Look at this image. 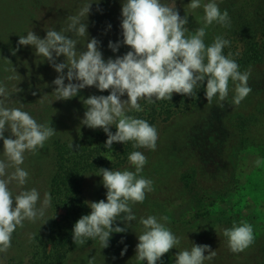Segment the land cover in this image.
<instances>
[{"label":"rangeland","instance_id":"374dc122","mask_svg":"<svg viewBox=\"0 0 264 264\" xmlns=\"http://www.w3.org/2000/svg\"><path fill=\"white\" fill-rule=\"evenodd\" d=\"M42 1L41 5L33 6V0H0V86H4L11 93L10 100L5 101V106L19 107L28 112L38 123L56 129L55 134L45 141L42 149L38 148L35 153H24L25 159L21 167L29 173L25 185L18 186L15 182L9 185L13 197L20 191L35 188L39 193L37 209L43 206L45 193L51 195V203L42 218L35 222L25 219L23 227L17 226L11 237V247L7 252H0V264H62L65 262L75 247L82 246L73 242L72 229L75 222L85 213L80 209L77 213L70 214L69 211L72 208L70 204L72 205V203L69 197H66V193L70 194V192L65 191L62 185V190L58 189V193H54L53 181L66 180L70 188V181L75 180V184L73 183L74 186L77 185L75 192L79 191L87 204L98 202L101 199L106 202L107 190L103 187L102 176L98 175L101 174L100 168H107L111 171H133L135 167L128 161L129 154L133 151H140L146 156L150 150L143 147L133 148L134 142L132 141L125 144L113 142L112 149H107L104 147L107 134L103 129L93 130L81 124L87 107L83 100L90 95H108L107 90L100 92L94 86L85 87L80 90L77 96L69 100H55L56 96L53 90L56 86L52 81L58 73L48 61L42 56L35 55L33 46H19L16 54H12V50L18 47L17 42L21 35H27L29 31H33L40 38H44L48 30L59 31L67 26L68 17L76 15L87 2V0ZM207 2L209 0H201L200 8L190 10L187 7L190 0H161V3L167 4L169 7L175 6L181 17L187 12L186 37L194 35L198 28L204 26L203 4ZM223 2L224 0H216L221 12L228 11L230 26L225 27L213 22L205 29L206 35L203 40L206 46H210L217 36L230 41V44L223 49V54L236 61L237 53L241 49L240 39L243 33L240 31L243 26L239 24V18L236 19L237 16L234 15V12L227 9ZM122 3L123 0H99L100 10L98 11L97 4L93 3L88 16L89 39L95 37L100 41L99 50L105 60L109 57L115 59L116 56H122L130 50L128 46L121 44L118 51L114 53L108 47L110 40L115 43L123 39L120 27ZM244 16L245 20L257 17L254 12L250 11ZM109 24L111 28L108 27ZM245 26L247 30V22ZM77 48L83 50L80 45H77ZM229 54L231 55L229 56ZM63 60V56L57 58V62H63ZM13 68L16 69L15 72L12 71ZM64 71L66 74L67 69ZM245 71H250L247 82L250 87L258 77L259 71L247 68L241 73ZM9 76L16 78L9 80ZM65 83H68L67 79H65ZM205 87L206 80L204 84L196 86L192 97L173 93L171 100H155L153 98L155 102L148 103L146 99H141L138 102L144 111L126 112L127 115L146 120L157 130V141L160 139L159 145L156 144V149L150 153V159H147L142 171L152 182L157 183L158 180L166 181L167 179L169 182L173 181V177L168 178L169 174L166 177L163 175L162 179L158 178L159 170H162L164 165L169 166L175 154L189 163L193 162L192 160L204 163L202 170L209 171L214 167L212 160L214 156L211 154L213 150L201 152L194 149L197 133L201 135L203 141L205 139L204 135L198 132L197 127L202 125L207 114H210L211 123L209 125L223 123L227 130L232 125L236 126V116L228 115L227 120H230L227 123H224V119L214 118L216 115L219 117L222 108H224V112L227 110L230 112L236 106H232L235 91L234 87L229 91V96L221 107L218 97H214L210 104L207 102ZM16 88L22 89V91L15 92ZM34 92L35 95H33ZM250 96L249 93L241 101L244 103L238 106L244 108L243 106L249 102ZM121 99L126 100L127 95L125 94ZM125 107L127 108V105ZM110 131L115 133L114 125L110 126ZM9 135V132H5V137ZM190 136L194 138L193 146ZM71 143H73V148L69 147ZM234 150L236 154L234 159H237L241 164L240 171L237 173L238 185L221 195L194 191L192 198H188L184 204H179L180 206L176 209H171L167 217L170 220L183 218L185 220L192 216H209L215 221H219L215 225L223 230L225 224H228L227 227L229 225L232 227L234 222L237 226L242 222H247L253 227L254 239L264 242V166L257 167L254 163L257 158L264 159V143L256 144L244 141L242 145H236ZM0 159H4L2 139H0ZM79 166L82 171L76 180L73 169L79 168ZM9 171L12 170L9 169ZM153 173L155 176L152 175ZM96 179L99 181L93 188V182ZM157 192L159 193L158 190ZM149 204L152 208L155 207L152 203ZM90 211L89 207L87 214ZM45 221L47 222L44 223ZM122 224L125 223L117 220L114 226H122ZM142 232L143 226L138 221L136 226L128 228L124 233L133 239V244L137 245L138 235ZM87 241L92 243L91 239H87ZM86 242L83 245H86ZM110 242L114 243L113 240ZM256 248V246H249L245 250L251 251L252 254L256 252ZM66 251L67 255L64 254ZM256 255L258 254L256 253ZM127 259L129 258L127 257ZM138 262L147 263V261ZM157 264L174 263L170 254L166 253L162 257V262L157 261Z\"/></svg>","mask_w":264,"mask_h":264},{"label":"clouds","instance_id":"9594fccd","mask_svg":"<svg viewBox=\"0 0 264 264\" xmlns=\"http://www.w3.org/2000/svg\"><path fill=\"white\" fill-rule=\"evenodd\" d=\"M93 3L97 4L99 11V0H87L76 15L68 17L66 27L59 31L48 30L44 38L33 31L21 35L12 54H16L19 46H33L35 55L48 61L58 73L52 81L56 86L53 90L55 100H69L85 87L94 86L100 92H109L108 95H90L84 99L87 107L81 120V124L90 129H103L107 134L105 148L112 149L113 142L125 144L132 141L133 148L156 149L158 133L155 127L144 119L126 114L144 111L138 102L141 99H146L148 103H154L153 98L171 100L173 93L192 97L196 86L204 84L205 80V96L209 104L214 97H218L220 106H223L229 96L230 80L234 84V105L238 106L251 92L247 83L250 71L241 73L238 63L223 54L230 41L217 36L210 46L204 43L205 29L213 22L230 26L228 11L221 12L216 0L203 4L204 26L187 37V12L181 17L175 6L169 7L161 0H123L120 25L123 39L115 43L110 40L108 47L114 53L121 44L130 50L107 60L99 50L100 41L95 37L89 39L87 21ZM187 7L190 10L200 8L201 0H190ZM108 27L111 28V25ZM77 45L83 50H78ZM60 56L64 57L63 62H57ZM15 78L8 77L9 80ZM19 91L22 89L16 88L15 92ZM10 94L4 86H0V139L3 140L4 156L0 159V252H7L11 247V237L17 226L23 227L25 219L35 222L42 218L51 203V195L45 193L43 206L37 209L39 193L35 188L20 191L13 197L9 185L13 182L18 186L25 185L29 173L21 167L24 153L42 149L45 141L56 131L52 126L38 123L19 107H6L5 101L10 100ZM125 94L127 99L122 100ZM113 125L115 133L110 131ZM5 132L10 135L5 137ZM69 147L73 148V143ZM128 161L135 167V172L100 168L101 174L98 175L102 176L103 187L107 190L106 202L101 199L88 203L90 213L82 215L72 229L76 245H83L91 239L98 240L101 248H107L111 234L126 232L128 222L136 219L130 204L143 203L146 192H151L153 188L150 179L139 176L147 163L146 156L140 151H133ZM254 163L257 167L264 166V159L257 158ZM117 220L123 221L125 227L114 226ZM160 220L167 221L168 217L163 216ZM140 223L143 232L138 235L137 261L157 264V261L162 262L164 254L180 244L179 238L157 217H142ZM223 236L233 253L243 252L254 241L253 227L247 222L239 226L234 222L231 228L223 230ZM126 251L127 245L121 255ZM205 251L208 255L204 254ZM215 255L209 245L193 243L190 251L175 254V264H203ZM93 259H89L88 264H93Z\"/></svg>","mask_w":264,"mask_h":264},{"label":"trees","instance_id":"16d2710c","mask_svg":"<svg viewBox=\"0 0 264 264\" xmlns=\"http://www.w3.org/2000/svg\"><path fill=\"white\" fill-rule=\"evenodd\" d=\"M42 2V0H33L32 5L39 6ZM223 4L227 9L234 12V15L237 16L236 19L239 18V24L243 26L240 31L243 33L240 39L241 49L236 56L240 72L247 68L259 71L258 77L250 85V100L248 103L246 102L247 104L243 106L244 108L235 106L230 112L228 110V112H224V108H222L221 112H219V117L216 115V112L214 113L216 115L214 118L224 119V123L229 122L230 119L227 120L228 115L236 116V126L232 125L227 130V127L223 123L220 125H209L211 123L209 119L210 114H207V117H204L202 121V125L197 127L198 132L202 133L205 139L203 141L201 135L197 133L194 149L195 151L198 149L201 152H211L213 150L211 154L214 156L212 158L214 167L209 171H205L202 170L204 163L196 160H192L193 162L189 163V161L182 160L179 155L175 154L171 164L169 166L164 165L162 170H159L158 178L162 179L163 175L166 177L169 174L168 178L173 177V181L169 182V179H167L166 181L158 180L157 183L152 182L153 190L146 192L144 202L130 204L136 219L128 222L129 224L126 225L128 228L136 226L138 221H140L139 219L142 218V214L144 218L150 215L157 217L158 221L165 224L180 240V244L168 252L174 264L175 254L178 251H190L193 243L207 244L216 252L212 260H205L203 264H264V242L254 239L250 247H257L255 253L251 254V251L248 250L233 253L229 250L227 239L223 236V228H218L215 225L219 221H215L209 216H192L185 220L184 218L168 219L167 221L160 220L161 217L167 216L168 212H171V209H176L180 206L179 204H184L188 198H192L194 191L217 195L229 192L233 186L238 185L237 173L240 171L241 165L237 159H234L236 158V149L234 150L236 145L240 146L244 141L256 144L264 143V74H262L264 73V2L263 0H224ZM248 11L254 12L257 17L245 20L244 15ZM246 22L247 30L245 26ZM233 87L234 84L230 80L229 91ZM159 140L156 142L157 145H159ZM190 142L193 146L194 138L192 136H190ZM152 151L149 150L147 153V159L150 157L149 155ZM81 171L82 168L80 166L73 169V173L76 175L74 179L78 180V175ZM133 172H135V168H133ZM139 176L147 179V176L143 172ZM98 181L99 179H96L93 182V188L97 185ZM73 183L75 184V180L73 182L70 181L69 188L66 180H54L52 185L53 192L58 193V189L60 190L63 185V189L70 192V194L66 193V197H69L72 203V205L70 204L72 207L69 211L70 214H75L80 209L83 213L87 214L89 210L88 204L79 191L75 192L77 185L74 186ZM70 190L74 191V193H71ZM149 203H152L155 207L152 208L149 206ZM139 211L141 214H139ZM72 216L75 217V215ZM120 222L124 223L123 221ZM227 226L228 224H225V229L231 228V225ZM120 227H125V224L120 225ZM122 238L123 242H121ZM111 240L114 243L110 242ZM91 242L88 243L87 241L86 245L75 247L70 252L67 260H64L65 262L62 264H88L89 259L93 258V264H147L146 262L137 261L136 243L133 244V239L127 237L124 232H113L107 248H101L98 240H92ZM89 244H91L90 247ZM125 245H127V251L122 256L121 251L125 248ZM64 254L67 255V251ZM204 254L208 255V252L205 251Z\"/></svg>","mask_w":264,"mask_h":264}]
</instances>
